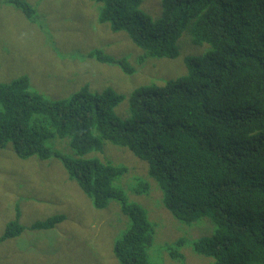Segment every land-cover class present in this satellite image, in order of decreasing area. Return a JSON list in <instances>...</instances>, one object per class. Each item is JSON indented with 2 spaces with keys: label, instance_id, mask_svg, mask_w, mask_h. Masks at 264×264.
<instances>
[{
  "label": "trees",
  "instance_id": "1",
  "mask_svg": "<svg viewBox=\"0 0 264 264\" xmlns=\"http://www.w3.org/2000/svg\"><path fill=\"white\" fill-rule=\"evenodd\" d=\"M88 1L101 4L100 21L123 31L141 57H178L188 23L193 42L209 48L184 57L186 74L131 91L124 119L114 114L123 96L112 87L93 92L83 85L69 97L49 99L25 74L0 80V149L10 145L22 159L58 158L97 210L117 201L129 218L112 245L119 264H157L148 257L155 227L146 210L113 185L125 167L63 155L48 141L68 138L76 156L100 150L106 140L124 147L147 163L161 203L176 219L209 218L211 234L166 246L172 259L183 258L180 248L189 243L210 264H264V0H160L155 19L141 9L142 0ZM8 2L38 20L29 1ZM90 55L132 70L101 50ZM147 188L139 181L135 192ZM64 219L55 214L31 227L50 229ZM23 231L10 222L0 241Z\"/></svg>",
  "mask_w": 264,
  "mask_h": 264
},
{
  "label": "rangeland",
  "instance_id": "2",
  "mask_svg": "<svg viewBox=\"0 0 264 264\" xmlns=\"http://www.w3.org/2000/svg\"><path fill=\"white\" fill-rule=\"evenodd\" d=\"M27 1L35 8L37 21L26 19L8 0H0V80L25 74L31 87L49 99L69 97L83 85L93 92L112 87L123 96L113 110L122 119L128 115L131 91L186 74L184 57L202 55L209 48L205 43L193 42L188 23L177 42L178 57H141L142 50L123 31L112 32L107 23L100 21L101 4L96 1ZM140 7L154 19L160 16V0H142ZM96 49L126 60L131 72L99 62L90 55ZM47 144L66 156L125 167L113 185L123 190L129 202L142 206L155 227L148 250L150 261L211 263L210 257L198 255L189 243L180 248L181 259H172L166 252V246L179 238L189 242L211 234L213 225L207 217L192 224L176 219L161 203V190L149 176L146 162L107 140L102 141L100 150L84 156L74 154L68 138H56ZM139 181L147 184L145 192H135ZM117 205L111 200L105 209L94 208L54 156L46 160L22 159L10 145L1 148L0 236L10 222L23 226L24 231L0 241V264H119L112 245L128 227L129 218ZM55 214H63L64 221L50 229L31 227Z\"/></svg>",
  "mask_w": 264,
  "mask_h": 264
}]
</instances>
